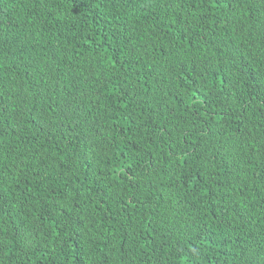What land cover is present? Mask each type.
<instances>
[{
	"label": "trees",
	"instance_id": "obj_1",
	"mask_svg": "<svg viewBox=\"0 0 264 264\" xmlns=\"http://www.w3.org/2000/svg\"><path fill=\"white\" fill-rule=\"evenodd\" d=\"M0 264H264V0H0Z\"/></svg>",
	"mask_w": 264,
	"mask_h": 264
}]
</instances>
